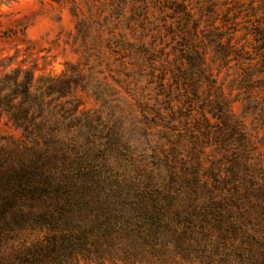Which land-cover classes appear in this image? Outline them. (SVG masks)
I'll return each instance as SVG.
<instances>
[{
    "label": "trees",
    "instance_id": "trees-1",
    "mask_svg": "<svg viewBox=\"0 0 264 264\" xmlns=\"http://www.w3.org/2000/svg\"><path fill=\"white\" fill-rule=\"evenodd\" d=\"M50 1L79 60L0 70V264H264V0Z\"/></svg>",
    "mask_w": 264,
    "mask_h": 264
},
{
    "label": "rangeland",
    "instance_id": "rangeland-1",
    "mask_svg": "<svg viewBox=\"0 0 264 264\" xmlns=\"http://www.w3.org/2000/svg\"><path fill=\"white\" fill-rule=\"evenodd\" d=\"M74 19L68 6H59L50 0H12L0 3V70L5 71L20 63L26 67H34L36 76L40 74L60 75L64 71L65 63H75L79 60L76 50L77 42L74 38ZM12 56L13 61L5 66L4 59ZM22 61V62H21ZM220 79H224V88L230 85V76H225L221 70ZM85 108H93L90 96L83 92H76ZM235 91H233V94ZM240 102L234 103V109L239 112ZM17 137L19 131L14 129L4 118L0 119V136ZM13 155L0 151V191L1 185L14 190L15 201H27L29 190L24 173L14 175L13 171L4 168L10 163ZM3 165V166H2ZM15 172V171H14ZM42 194L36 197L50 201ZM37 193V192H36ZM48 192H46L47 194ZM0 193V197H5ZM34 235L36 231L25 230L22 235Z\"/></svg>",
    "mask_w": 264,
    "mask_h": 264
}]
</instances>
